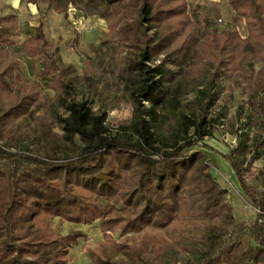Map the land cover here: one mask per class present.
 I'll list each match as a JSON object with an SVG mask.
<instances>
[{"label":"trees","instance_id":"trees-1","mask_svg":"<svg viewBox=\"0 0 264 264\" xmlns=\"http://www.w3.org/2000/svg\"><path fill=\"white\" fill-rule=\"evenodd\" d=\"M83 1L118 42L134 49L122 76L134 116L123 134L111 137L104 114L96 115L85 102L72 103L63 121L67 142L53 155L38 158L0 146L1 160L28 164L13 174L0 167V264H69L75 237L54 231L56 218L100 222L105 236L88 249L92 264H264L262 214L249 235L222 245L235 219L226 190L210 173L204 149L212 148L203 143L226 119L225 107L208 117L227 82L231 93L243 95L234 106L243 122L230 131L235 146L221 157L253 208L263 212L264 192L249 185L246 174L264 156V0H226L244 22V36L232 28L217 30L210 20L200 33L187 0ZM75 2L28 0L58 13ZM9 33L11 28L0 27V44L10 41ZM47 46L39 21L20 50L33 60ZM7 58L0 48L1 63ZM56 65L45 63L47 75ZM4 76L3 71L0 93L9 94ZM25 101L5 111L0 123L24 117ZM117 231L140 240L117 242ZM180 248L194 260L181 257Z\"/></svg>","mask_w":264,"mask_h":264},{"label":"rangeland","instance_id":"rangeland-1","mask_svg":"<svg viewBox=\"0 0 264 264\" xmlns=\"http://www.w3.org/2000/svg\"><path fill=\"white\" fill-rule=\"evenodd\" d=\"M187 2L189 13L197 20L200 33L205 31L206 20H210L217 30L232 28L244 36L243 20L230 13L224 0L216 6L207 0ZM39 21L44 24L48 46L45 54L32 60L21 53L20 47L23 41L35 33ZM2 26L11 28V33L6 36L10 41L0 44V48L8 54L5 63L0 61V73L4 71V79L12 90L9 94L0 93V118L5 111L25 100L28 113L20 119H7L0 123V146H5L13 153H28L38 158L53 155L55 147L67 142L63 121L68 117L67 108L72 103L85 102L96 115L104 114V126L109 136L124 133L123 128L130 125L135 107L129 96L122 92V76L125 63L134 49L117 41L115 33L110 31L98 11L87 6L83 0L71 3L66 13L47 10L44 3L37 7L29 4L28 0H1ZM50 60H55L57 65L51 75H47L45 63ZM190 99H194V95ZM243 99L239 90L231 93L228 83H224L221 99L209 111L208 118L225 107L226 119L223 126L215 128L212 136L203 140L204 144L212 148L204 149L210 173L226 190V199L235 219L230 235L222 245L232 242L236 237L249 235L257 215L251 201L241 191L230 165L221 157L235 146L236 140L230 136V131L238 129L243 121L234 116V106ZM194 150L199 148L195 147ZM0 167L13 174L24 170L28 164L0 159ZM246 180L249 185L264 192V156L253 164L246 174ZM51 225L60 236L75 237L69 250V264H92L88 249H96L105 236L99 221L75 224L56 218ZM196 233L202 235L203 230ZM112 237L117 242L129 245L140 240L137 234L121 236L120 231ZM179 251L185 260H194L183 248Z\"/></svg>","mask_w":264,"mask_h":264},{"label":"crops","instance_id":"crops-1","mask_svg":"<svg viewBox=\"0 0 264 264\" xmlns=\"http://www.w3.org/2000/svg\"><path fill=\"white\" fill-rule=\"evenodd\" d=\"M208 2H210L212 5H218V4H220V2L222 1V0H207ZM224 3H225V5H226V7H227V9L228 10H230V8H229V6H228V4H227V1L226 0H224ZM230 13H233L231 10H230ZM234 15V14H233ZM244 23V22H243ZM244 25V24H243ZM244 30H245V26H244ZM246 34V30L244 31V35Z\"/></svg>","mask_w":264,"mask_h":264},{"label":"built area","instance_id":"built-area-1","mask_svg":"<svg viewBox=\"0 0 264 264\" xmlns=\"http://www.w3.org/2000/svg\"><path fill=\"white\" fill-rule=\"evenodd\" d=\"M218 22H221V20H218ZM224 179H225V181H227L226 178H224ZM256 212L259 213V214H262L264 216V211L263 212H259L258 210H256Z\"/></svg>","mask_w":264,"mask_h":264}]
</instances>
